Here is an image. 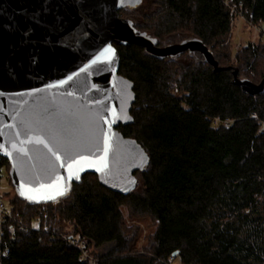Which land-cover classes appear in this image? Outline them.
I'll return each instance as SVG.
<instances>
[{
    "label": "trees",
    "instance_id": "16d2710c",
    "mask_svg": "<svg viewBox=\"0 0 264 264\" xmlns=\"http://www.w3.org/2000/svg\"><path fill=\"white\" fill-rule=\"evenodd\" d=\"M121 13L159 47L201 40L222 70L198 52L160 60L116 46L136 94L134 121L119 131L141 144L148 165L124 195L94 174L54 204H29L15 192L21 208L1 220L0 264H264V93L234 84L235 69L239 79L264 80V39L234 57L229 45L237 13L264 28V0H142ZM3 163L10 167L0 158V176ZM125 206L157 223L143 251Z\"/></svg>",
    "mask_w": 264,
    "mask_h": 264
},
{
    "label": "water",
    "instance_id": "95a60500",
    "mask_svg": "<svg viewBox=\"0 0 264 264\" xmlns=\"http://www.w3.org/2000/svg\"><path fill=\"white\" fill-rule=\"evenodd\" d=\"M141 2L0 0V158L27 203H57L86 174L122 195L135 189L149 155L119 131L134 121L136 94L120 74L116 46L136 45L160 60L198 52L222 70L201 40L159 47L120 17ZM238 74L234 84L245 93H264V80Z\"/></svg>",
    "mask_w": 264,
    "mask_h": 264
},
{
    "label": "rangeland",
    "instance_id": "374dc122",
    "mask_svg": "<svg viewBox=\"0 0 264 264\" xmlns=\"http://www.w3.org/2000/svg\"><path fill=\"white\" fill-rule=\"evenodd\" d=\"M120 17L128 19V15L121 13ZM261 25H256L250 22L243 14H235L232 21L231 32L229 34V45L230 53L234 57L239 51L246 47L250 43H259L260 39H264L262 36V31L260 29ZM9 169L7 164L3 163V171L0 176V202H2L7 211L11 210V207H16L17 211L21 208V205H15L13 203L15 199V191L9 181ZM16 211V213H18ZM125 224L128 227H132L138 231V241L137 248L143 251L148 247L150 238L155 233L157 228V223L155 220L149 216H136L129 211L126 206L123 208ZM17 215V214H16ZM28 215V214H27ZM17 217V216H16ZM18 223L25 226V222L19 221ZM34 225L38 226L41 223L38 216L34 218ZM65 225L66 231H71L72 228L69 224ZM94 249H90L93 252ZM95 252H98L97 250ZM168 264H181L180 258L172 259Z\"/></svg>",
    "mask_w": 264,
    "mask_h": 264
},
{
    "label": "built area",
    "instance_id": "2783aa9c",
    "mask_svg": "<svg viewBox=\"0 0 264 264\" xmlns=\"http://www.w3.org/2000/svg\"><path fill=\"white\" fill-rule=\"evenodd\" d=\"M260 29H261V31L263 33L262 36L264 37V28L260 27ZM219 123H220V121L217 119L215 121V124H219ZM225 124L228 125L229 124V121H226ZM262 130H263V127L261 128L260 131H262ZM8 213H9V211H7L5 205L2 202H0V223H1L2 218L5 215H8ZM19 229L21 231H23V232H26L27 231V227H24L22 224L19 225ZM71 244H76V243H75V241H71ZM3 256L4 257H7V254L6 253H3ZM83 256H85V253H84Z\"/></svg>",
    "mask_w": 264,
    "mask_h": 264
},
{
    "label": "snow or ice",
    "instance_id": "6c2138e0",
    "mask_svg": "<svg viewBox=\"0 0 264 264\" xmlns=\"http://www.w3.org/2000/svg\"><path fill=\"white\" fill-rule=\"evenodd\" d=\"M45 11H47V9H46V8H45ZM33 19H34V22H35V23H39V20H38V18L34 17Z\"/></svg>",
    "mask_w": 264,
    "mask_h": 264
}]
</instances>
